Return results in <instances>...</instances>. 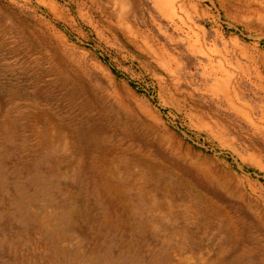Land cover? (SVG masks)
Wrapping results in <instances>:
<instances>
[{"label": "rangeland", "instance_id": "obj_1", "mask_svg": "<svg viewBox=\"0 0 264 264\" xmlns=\"http://www.w3.org/2000/svg\"><path fill=\"white\" fill-rule=\"evenodd\" d=\"M0 264H264V0H0Z\"/></svg>", "mask_w": 264, "mask_h": 264}]
</instances>
